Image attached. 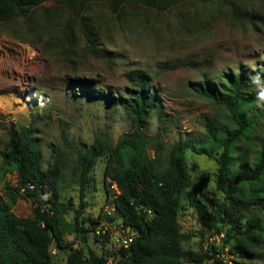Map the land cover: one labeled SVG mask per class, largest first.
Returning a JSON list of instances; mask_svg holds the SVG:
<instances>
[{"label": "rangeland", "instance_id": "rangeland-1", "mask_svg": "<svg viewBox=\"0 0 264 264\" xmlns=\"http://www.w3.org/2000/svg\"><path fill=\"white\" fill-rule=\"evenodd\" d=\"M49 10L55 11V19L45 17ZM83 23L92 30L96 53L82 32ZM68 24L71 34L66 37ZM135 69L149 74L157 94L143 132L147 154L156 158L162 170L176 142L205 146L214 141L209 129L222 131L217 126H221L216 120L220 118L217 104L200 95V87L225 84L228 74L251 77L264 69V0H180L164 10L137 4L116 13L106 3L94 2L79 17L45 1L25 19L0 22V144L5 134L25 124L34 128L46 166L55 164L62 154L66 166L61 200L68 220H73L80 201L79 187L71 177L74 158L67 155L69 146L84 151L99 138L113 148L131 134L130 119L120 102L131 98L127 75ZM262 94L264 83L255 89L251 109L261 115L255 131L259 144L264 138ZM259 150L252 151L251 160ZM108 158V153L99 157L89 176L83 216L95 220L93 227L88 220L85 223L92 228L88 247L112 260L118 249L108 239L103 244L105 240L100 241L95 233L100 229L99 215L103 216L112 195L113 179L105 174ZM185 158L191 184L180 203L178 220L184 246L198 250L203 239L216 233V226L208 225L223 196L215 189L216 161L193 148L185 150ZM5 180L18 186L15 172ZM2 201L5 193L0 181ZM32 207L30 199L19 195L12 210L27 217ZM243 215L251 213H240L233 217L236 221L224 223V237V231L243 225L244 219H239ZM65 245L79 246L74 233L65 236ZM66 255V250L55 255L56 264H62ZM256 255L253 263L264 264V244Z\"/></svg>", "mask_w": 264, "mask_h": 264}, {"label": "trees", "instance_id": "trees-1", "mask_svg": "<svg viewBox=\"0 0 264 264\" xmlns=\"http://www.w3.org/2000/svg\"><path fill=\"white\" fill-rule=\"evenodd\" d=\"M45 1H53L56 6L79 17L94 2H104L116 13L126 5L137 4L164 10L180 0H0V22L25 19ZM237 15L246 17L240 13ZM45 17L55 19L56 13L49 10ZM249 21L256 22L254 18ZM81 29L91 50L96 53L92 30H87L85 23ZM64 34L66 37L71 34L69 24ZM127 76L132 88L131 98L120 103L130 119L131 134L120 139L113 148L99 138L84 151L69 146L71 151L67 155L74 158L71 177L79 187L80 199L73 220L66 218L67 207L61 200L66 166L62 154L58 155L55 164L46 166L43 149L31 125L18 124L3 136L0 181L5 201L0 202V264H55L50 250L54 242L58 248L68 250L67 264L107 263V255H98L88 247V233L95 220L83 216L89 176L97 159L106 153L109 158L105 174L115 180L119 188L114 198L115 217L136 232L131 245L117 251V258L112 259L114 264H224L218 260L209 262L214 253L203 248L204 239L198 250L186 248L183 243L185 234L180 228L178 210L191 184L185 158L187 148H193L217 163L215 189L222 194L223 201L218 203L208 227L216 226L215 232L221 233L227 220L234 222V216L251 213L239 218L244 219L243 225L224 231L223 246H229L238 254L239 260H234L235 264H254L256 254L264 244V138L259 144L255 131L261 115L252 113L251 109L256 102L254 91L264 83V69L254 72L251 77L228 74L225 84L209 85L206 89L200 87V95L217 104L219 109L220 118L216 120L221 122V126H217L222 131L209 129L211 138L217 142L208 141L205 146L185 140L176 142L162 170L156 158L147 154L143 132L147 118L156 106V91L151 87L147 72L135 69ZM110 98L106 96V99ZM255 148L260 150L251 160ZM234 150L239 151L237 155ZM233 165L237 166L235 170ZM10 172L18 176L17 187L5 180ZM22 187H25L23 192L20 191ZM19 195L26 196L33 203L30 216H18L12 210ZM199 214L202 223L206 224L205 214ZM87 220L91 227L85 225ZM71 233L78 240L77 248L65 245V236Z\"/></svg>", "mask_w": 264, "mask_h": 264}, {"label": "built area", "instance_id": "built-area-1", "mask_svg": "<svg viewBox=\"0 0 264 264\" xmlns=\"http://www.w3.org/2000/svg\"><path fill=\"white\" fill-rule=\"evenodd\" d=\"M27 186L32 187L28 184ZM112 195L110 201L103 208V216L100 220V229L95 231L97 237L100 241L108 239L111 244L118 250L121 248H127L131 245L134 240L135 231H132L129 227H126L122 221L113 222V218L116 216V206L114 203V198L119 193V188L115 180L111 183ZM25 187L20 189L23 192ZM151 213V210H149ZM112 220V221H111ZM224 234L214 233L206 237L203 241V248L213 251V256L209 262H214L216 260L221 261L224 264H233L234 260H237L238 254L231 250L229 246H223ZM58 247L54 242L51 246V254L54 257L58 253ZM106 264H114L113 260H108Z\"/></svg>", "mask_w": 264, "mask_h": 264}, {"label": "crops", "instance_id": "crops-1", "mask_svg": "<svg viewBox=\"0 0 264 264\" xmlns=\"http://www.w3.org/2000/svg\"><path fill=\"white\" fill-rule=\"evenodd\" d=\"M88 240L90 241V238H88ZM61 250H66V251H67V255H66L65 259H63V263H62V264H67V261H68V250H67V249H65V248H59V249H58V253L56 254V256L59 254V252H60ZM54 258H55V257H54ZM54 258H53V261H54V263L56 264ZM61 260H62V258H61Z\"/></svg>", "mask_w": 264, "mask_h": 264}, {"label": "clouds", "instance_id": "clouds-1", "mask_svg": "<svg viewBox=\"0 0 264 264\" xmlns=\"http://www.w3.org/2000/svg\"><path fill=\"white\" fill-rule=\"evenodd\" d=\"M262 98H264V94H262Z\"/></svg>", "mask_w": 264, "mask_h": 264}]
</instances>
